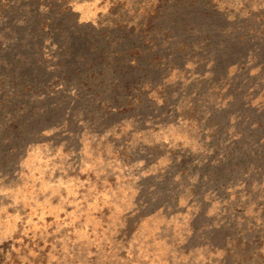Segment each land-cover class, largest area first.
<instances>
[{
  "label": "rangeland",
  "instance_id": "rangeland-1",
  "mask_svg": "<svg viewBox=\"0 0 264 264\" xmlns=\"http://www.w3.org/2000/svg\"><path fill=\"white\" fill-rule=\"evenodd\" d=\"M0 264H264V0H0Z\"/></svg>",
  "mask_w": 264,
  "mask_h": 264
}]
</instances>
